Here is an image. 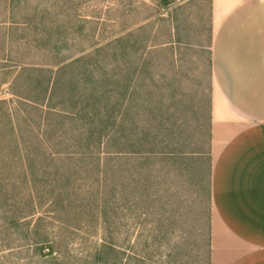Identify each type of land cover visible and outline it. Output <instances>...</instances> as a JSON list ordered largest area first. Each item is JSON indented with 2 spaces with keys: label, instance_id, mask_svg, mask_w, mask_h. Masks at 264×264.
Returning a JSON list of instances; mask_svg holds the SVG:
<instances>
[{
  "label": "trees",
  "instance_id": "1",
  "mask_svg": "<svg viewBox=\"0 0 264 264\" xmlns=\"http://www.w3.org/2000/svg\"><path fill=\"white\" fill-rule=\"evenodd\" d=\"M1 2L0 26H21L32 34H22L17 54L0 57V88L7 84L13 96L0 99V227L15 232L49 264L74 263L60 248L67 249L70 235L78 232L87 245L75 256L79 264H187L191 250L181 244L161 252L140 247L139 236L125 237L127 188L137 198L153 182L155 192L154 168L144 180L142 166L168 162L175 154H202L170 147L169 137L157 150L156 133L138 129V90L132 85L138 69L128 62V53L137 49L136 32L123 31L73 55L76 41L67 44L65 34L79 21L76 0ZM175 2L159 0L156 6ZM112 45L115 61L108 62ZM208 184L210 264V165ZM147 208L154 211V203ZM114 214L119 222L111 220ZM165 237L152 232L151 242ZM192 257L197 261L198 254Z\"/></svg>",
  "mask_w": 264,
  "mask_h": 264
},
{
  "label": "rangeland",
  "instance_id": "2",
  "mask_svg": "<svg viewBox=\"0 0 264 264\" xmlns=\"http://www.w3.org/2000/svg\"><path fill=\"white\" fill-rule=\"evenodd\" d=\"M37 1L42 0H28L29 4ZM158 1L132 0L131 6L125 3L122 6L117 0H76L75 14L79 21L74 29L68 26L65 37L67 44L76 41L72 52L75 55L88 52L93 43L107 41L123 31L136 32L137 49L128 53V62L130 69H138L132 82L138 90L134 106L139 109V120L135 117L138 129L156 133L157 150H163L169 137L170 147L202 154L183 157L175 154L168 162L158 159L154 164L142 166L140 175L144 180L149 168H154L151 179L155 181V192L150 191L153 182L135 195L137 198L129 197L127 188L125 216L121 215L127 223L125 237L132 241L139 236L140 247L161 252L181 244L183 249L191 250L187 264H207L211 0H176L159 8ZM9 26H0V57L17 54L22 34L27 37L32 34L29 28ZM113 48L116 45L108 49L110 55L105 61H115L111 56ZM12 97L8 85L3 84L0 99ZM136 199L141 204L135 206ZM150 202L155 205L154 211L147 208ZM119 218L114 214L111 220L119 222ZM137 221L139 224H135ZM4 229L0 227V264H49L25 241H20L15 232ZM152 232L164 234L168 240L165 237L164 241L153 243ZM78 234L70 235L67 249L64 245L60 248L67 260L74 261L71 264L80 263L74 260L75 256L87 246L81 238L84 235ZM96 238L95 235L90 239ZM196 254L197 261L192 257Z\"/></svg>",
  "mask_w": 264,
  "mask_h": 264
},
{
  "label": "crops",
  "instance_id": "3",
  "mask_svg": "<svg viewBox=\"0 0 264 264\" xmlns=\"http://www.w3.org/2000/svg\"><path fill=\"white\" fill-rule=\"evenodd\" d=\"M210 264H264V0H211Z\"/></svg>",
  "mask_w": 264,
  "mask_h": 264
}]
</instances>
